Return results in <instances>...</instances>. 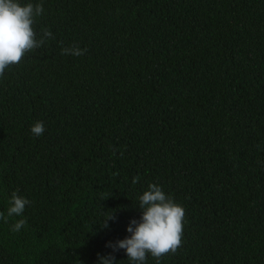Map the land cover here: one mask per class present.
<instances>
[{"label":"trees","instance_id":"obj_1","mask_svg":"<svg viewBox=\"0 0 264 264\" xmlns=\"http://www.w3.org/2000/svg\"><path fill=\"white\" fill-rule=\"evenodd\" d=\"M19 2L54 38L0 77V212L31 202L0 264H131L106 245L150 183L185 209L159 264H264V0Z\"/></svg>","mask_w":264,"mask_h":264},{"label":"clouds","instance_id":"obj_2","mask_svg":"<svg viewBox=\"0 0 264 264\" xmlns=\"http://www.w3.org/2000/svg\"><path fill=\"white\" fill-rule=\"evenodd\" d=\"M43 12L40 3L22 5L19 0H0V77L8 67L18 65L26 53L41 47L45 39L54 38L51 31L45 28L42 29V38L37 39L33 25L36 17ZM85 52L86 49L72 45L62 48L61 54L81 56ZM30 131L34 136L43 135V122L36 121ZM138 180L139 177H133V184ZM138 201L142 215L140 220L130 221L127 232L131 235L115 243L109 242L106 246L113 252L125 250L131 264H147L149 254L159 264L163 256L175 254L182 246L185 209L156 183H150L147 190L139 195ZM8 203L7 215L0 212V220L4 223H8L9 217L23 216L26 205L31 202L13 192ZM110 220H115L114 212L106 216L102 228H108ZM26 224V218L20 219L11 226V230L19 232ZM99 260L101 264H116L115 255L111 253L99 256Z\"/></svg>","mask_w":264,"mask_h":264}]
</instances>
